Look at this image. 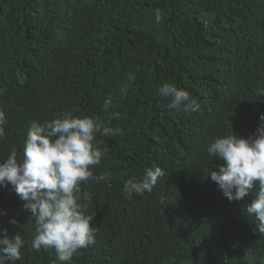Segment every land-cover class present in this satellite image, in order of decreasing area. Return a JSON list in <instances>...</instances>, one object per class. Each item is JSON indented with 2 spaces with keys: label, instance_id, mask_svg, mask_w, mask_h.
Masks as SVG:
<instances>
[{
  "label": "trees",
  "instance_id": "trees-1",
  "mask_svg": "<svg viewBox=\"0 0 264 264\" xmlns=\"http://www.w3.org/2000/svg\"><path fill=\"white\" fill-rule=\"evenodd\" d=\"M165 82L200 111L170 110ZM0 108L9 118L0 159L13 145L22 153L33 120L63 112L123 129L98 137L109 151L96 174L110 181L82 186L96 242L70 264H264V236L244 211L254 194L230 202L207 175L225 163L207 152L214 137L246 138L262 123L264 0H0ZM154 166L165 175L153 192L129 199L123 182ZM23 205L0 186V234L26 241L17 264H61L54 249L30 248Z\"/></svg>",
  "mask_w": 264,
  "mask_h": 264
},
{
  "label": "clouds",
  "instance_id": "clouds-1",
  "mask_svg": "<svg viewBox=\"0 0 264 264\" xmlns=\"http://www.w3.org/2000/svg\"><path fill=\"white\" fill-rule=\"evenodd\" d=\"M154 15L159 23L161 10L157 8ZM158 93L169 100L167 107L175 112L190 114L201 109L199 102L175 83L165 82ZM112 103L109 94L103 100V110L108 111ZM120 118L118 111L109 116L110 120ZM259 119L262 123L256 132L246 138L232 131L208 143V154L225 163L215 165L207 175L230 202L254 194L244 211L257 221L253 233L264 236V113ZM8 125L9 118L0 108V140L5 138ZM122 131L119 126H104L98 116L63 112L44 122L33 120L22 153L18 155L13 145L7 158L0 159V186L11 185L24 202V209L32 214L36 233L30 244L32 250L52 248L61 264H70L81 249L95 244V214L88 211L93 197L82 186L89 181H110L108 172L96 174L109 151L98 137L112 138ZM164 175L160 166L148 167L138 178L126 179L123 192L129 199L133 194L151 193ZM9 223L17 221L11 219ZM25 244L19 232L9 235L4 229L0 234V264H17Z\"/></svg>",
  "mask_w": 264,
  "mask_h": 264
}]
</instances>
